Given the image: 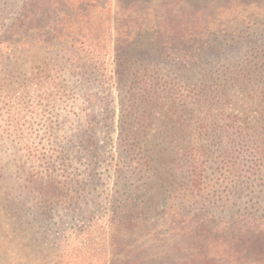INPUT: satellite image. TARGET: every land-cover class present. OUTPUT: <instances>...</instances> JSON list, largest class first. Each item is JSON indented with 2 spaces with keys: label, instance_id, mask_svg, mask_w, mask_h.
<instances>
[{
  "label": "trees",
  "instance_id": "16d2710c",
  "mask_svg": "<svg viewBox=\"0 0 264 264\" xmlns=\"http://www.w3.org/2000/svg\"><path fill=\"white\" fill-rule=\"evenodd\" d=\"M104 12L111 16L119 106L116 149L107 158L96 154L95 124L113 123L115 110L103 97L94 105L89 88L97 82L103 91L109 77L104 60L84 46L91 38L87 27L99 24ZM11 63L26 66L32 86L56 75L86 99L62 117L73 128L64 151L70 157H60L61 147L48 156L64 179L49 178L39 188L49 205L38 208L43 214L34 220L12 224L16 241L9 240L6 222L0 264L11 245L17 264H79L85 254L91 264L96 254L102 264H264L260 205L237 202L233 210L222 208L219 214L228 219L218 221L208 204L196 202L206 201L207 174L212 188L227 190L236 177L229 175L241 170L239 159L261 149L264 0H0V83ZM69 93L76 103V92ZM67 160L81 168L80 179L65 176ZM121 160H128L126 174L135 178L128 184L125 174V205L108 208L104 220L90 178ZM4 170L0 164V221L1 211L12 206L2 200ZM62 196L68 208L80 209V218H71L73 225L59 218L53 229L44 214H56L51 199ZM72 242L75 248L65 252ZM78 250L79 258L70 255Z\"/></svg>",
  "mask_w": 264,
  "mask_h": 264
},
{
  "label": "rangeland",
  "instance_id": "374dc122",
  "mask_svg": "<svg viewBox=\"0 0 264 264\" xmlns=\"http://www.w3.org/2000/svg\"><path fill=\"white\" fill-rule=\"evenodd\" d=\"M110 17L109 12L98 13L99 24L96 23L94 26L87 27L91 38L88 34L84 40L85 48L87 44H90V49L86 48V50L91 54H93L92 50L95 51L94 56L104 60L103 71L109 77L106 88H102L103 91L96 87L97 82L90 84L89 91L92 94L90 100H93L94 105H97V99L103 97L110 104V108L115 110L113 123H108V121L104 123L102 120L95 124L96 154H99L101 158H107V152L112 147L113 152L116 149V135L112 129L116 125L119 114L118 96L113 75L114 67L112 65ZM84 27L86 26H81L83 31L86 30ZM8 67L4 70L5 74H3L7 77V80L0 83V164L5 165V173H1L3 187L6 189L4 195H2V200L6 199L8 204L12 203V206L8 208L9 211L7 209L1 211L0 222H10L13 236L8 235V237L9 240L16 241L19 233L18 229L12 224L19 219L25 222L34 220V217L43 214L42 211H37L38 208L44 209V204L49 205L45 203L46 200L42 197L43 193L39 191V188L43 187L49 178H55L56 181L64 179L61 178L62 172L59 170L57 163L50 160L48 156L53 153L55 147H61L57 150L61 153L60 157L65 155L70 157L71 153L64 151L66 149L65 142L73 134V128L64 126L62 117L65 110L73 111L75 104L83 108L86 98L81 93H77L72 81L63 82V78L60 76L50 75L46 80L43 78V84L38 88L32 86L29 82L26 66L11 63ZM69 91L76 92V97H78L76 103L74 101L75 97H70ZM76 126L77 124L73 127L76 128ZM259 144L261 147L259 152L246 154L244 158L239 159L240 164L238 167L241 170L229 175L230 177L236 175V177L234 179L230 178L231 186L228 185L227 190H224V187L220 189L212 188L210 184L211 176L206 175L208 177H205V190L203 188L201 192L202 195L206 196V201L196 202L208 204L209 213L218 221L228 219L225 218L224 214H219L221 209L233 210V205L237 202L240 207L256 204L260 205L259 210L264 209V139L260 140ZM79 151L81 152L82 149L80 148ZM94 153L95 151L91 152L90 158H94ZM73 156H79V154ZM52 163H54V166H52ZM111 163L112 165L116 164L115 162ZM126 164H129L128 160ZM126 164L121 160L118 168L108 166V171L100 172L90 178L91 186L95 187L92 199L100 206L98 210L103 213L102 216L99 215L101 219H108L109 214H105L109 213L108 208L112 207V211L120 203L125 205V187L123 186L127 170ZM67 165H71L65 173L68 180L80 179L82 176L81 168L77 170L75 167H78V165L71 163L69 160H67ZM16 166L18 167L16 171L18 170L19 173L14 172ZM49 166L57 169L51 172ZM11 175L12 187L9 189L7 185ZM126 175L131 177L126 182L128 184L133 183L135 175L131 176V171ZM251 176L252 179L248 183V178ZM37 178L40 179L41 184H36ZM63 199L64 196H62ZM68 199L63 201H60V198L51 199L58 210L54 215L52 213L51 215L44 214V220L51 223V228L56 229L54 223L59 218L64 221L70 220V225L74 224L71 223L73 221L71 218H80V209L78 208L79 210L76 213L74 209L68 208ZM9 229L8 223L4 224L0 228V237L7 235ZM74 245L75 243L72 242L65 252L74 249ZM72 252L70 255L79 258L80 250ZM98 253L100 252L98 251ZM86 257L85 254L81 259H78L79 264H91V260ZM94 257H96V264H102L100 263V254H96ZM5 264H17L12 245L11 250L6 253ZM23 264H30V261ZM71 264H76V261H72ZM93 264L95 263L93 262Z\"/></svg>",
  "mask_w": 264,
  "mask_h": 264
}]
</instances>
